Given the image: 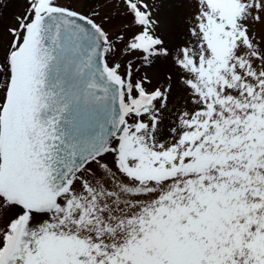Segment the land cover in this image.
<instances>
[{
	"label": "snow or ice",
	"instance_id": "1",
	"mask_svg": "<svg viewBox=\"0 0 264 264\" xmlns=\"http://www.w3.org/2000/svg\"><path fill=\"white\" fill-rule=\"evenodd\" d=\"M12 2L0 264H264V0Z\"/></svg>",
	"mask_w": 264,
	"mask_h": 264
},
{
	"label": "rangeland",
	"instance_id": "2",
	"mask_svg": "<svg viewBox=\"0 0 264 264\" xmlns=\"http://www.w3.org/2000/svg\"><path fill=\"white\" fill-rule=\"evenodd\" d=\"M87 3L95 4L97 0H86ZM23 4V0H13V2L9 5L5 15L6 17H11L13 14L20 11ZM106 12L110 13L113 18L117 21V23H126L128 18L124 17L122 15L124 9L122 6L116 8L112 7L111 3L109 4V7L105 9ZM117 30H119L117 28ZM181 26L179 25V22L176 20H173L171 22V31L169 33L170 37L174 38L176 42H179L182 39V36L180 34L181 32ZM159 68L162 72L167 71V65L161 64L159 65Z\"/></svg>",
	"mask_w": 264,
	"mask_h": 264
}]
</instances>
